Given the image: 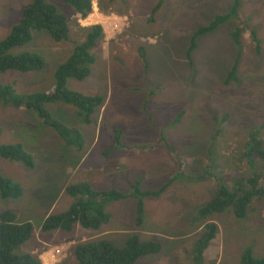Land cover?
<instances>
[{
  "label": "rangeland",
  "instance_id": "1",
  "mask_svg": "<svg viewBox=\"0 0 264 264\" xmlns=\"http://www.w3.org/2000/svg\"><path fill=\"white\" fill-rule=\"evenodd\" d=\"M91 1L92 13L84 20L71 6L51 1L67 18L69 40L56 43L45 32H32V40L14 53L41 55L44 69L9 71L0 77V83L10 82L22 94L46 92L56 66L85 40L81 28L100 24L104 29V39L91 51L96 62L90 75L83 81H67L69 90L104 98L93 123L83 125L76 110L63 103L46 106L52 120L81 132V151L64 146L33 112L0 103V144H21L34 164L27 168L0 158V177L22 190L18 198L0 196V214L10 211L18 223L29 222L34 229L17 253L42 256L45 264L53 260L52 253L55 260L64 255L55 264H77V244L107 236L120 238L112 242L118 247L122 236L136 234L142 239L154 230L160 234L156 242L161 251L135 264H193L199 232L205 224L215 223L217 235L205 252L204 264H240L248 248L264 258L263 202H254L242 220L230 211L197 219L198 208L216 193L215 180H228L230 171L240 170L248 133L257 128L264 139V0H238L237 15L195 39L188 63L184 52L194 33L229 13L234 0H161L153 16L159 0ZM30 2L0 0V41L22 19ZM222 117L225 123L215 127L213 118ZM115 129L123 130L122 142L155 144L156 151L126 152L132 157L119 169L122 150L104 156ZM162 143L166 147H160ZM180 173L186 178L171 182L162 198L146 199L147 213L139 227L135 201L126 199L108 206L110 223L98 232L79 226L70 233L40 231L46 217L67 209L72 199L63 187L77 180H89L95 189L105 185L128 191L140 179V189L158 190L172 174ZM104 174L115 179L102 181Z\"/></svg>",
  "mask_w": 264,
  "mask_h": 264
},
{
  "label": "trees",
  "instance_id": "2",
  "mask_svg": "<svg viewBox=\"0 0 264 264\" xmlns=\"http://www.w3.org/2000/svg\"><path fill=\"white\" fill-rule=\"evenodd\" d=\"M30 5L24 9L22 19L12 27L10 33L0 41V77L9 71L21 73L42 71L45 67L43 57L35 52L14 53L15 48L27 45L32 40V32H45L56 43L67 42L70 30L66 16L51 3L58 1L71 6L78 18L86 19L92 13L91 0H30ZM231 11L226 15L217 16L206 27L197 29L192 41L186 50V58L190 62L195 49V39L199 36L212 33L219 25L237 15L238 0ZM161 0L151 10L153 16L160 8ZM86 33L85 40L74 46L71 54L65 61L58 64L53 71L52 87L46 92L19 93L10 82L0 83V103L10 104L16 108H23L38 116L41 122L53 129L64 146L72 150L81 151L84 138L77 128H71L60 121L52 120L47 105L63 103L74 108L83 125H91L93 116L103 103L101 96H86L67 88L68 80L83 81L87 78L95 64L92 49L105 37L104 29L100 24L81 28ZM237 31L233 38L239 43ZM253 41L258 49V42ZM235 66L230 70L227 82L233 78ZM225 118H213L215 127L223 125ZM114 141L111 149L121 147L120 131L114 132ZM132 148V145L127 146ZM144 149L145 146H138ZM0 158L16 161L27 168L33 167L31 156L21 144H0ZM240 170L232 172L227 179H217L215 195L198 210L197 219H206L212 215L230 211L235 219L242 220L248 214L254 202L264 203V139L259 129L255 128L248 133L246 142L240 154ZM236 170V169H235ZM234 170V171H235ZM181 173L175 175L174 182ZM171 182L156 191L142 190L139 181L130 186L128 191L121 192L115 189L108 191L94 190L87 183L67 185L64 192L72 199L68 209L62 213L49 215L40 226V231L50 233L62 231L70 233L75 226L92 232H98L110 222L111 215L107 207L121 200L134 199L136 201L135 225H142L144 217V200L148 197H157L165 191ZM21 187L11 180L0 177V196L2 198H18L21 196ZM34 233L31 223H18L15 215L10 211L0 214V264H43L39 255L18 254L17 250L27 242ZM217 226L207 223L199 232L192 249L193 264H204V255L212 241L216 238ZM161 251V244L156 241H142L136 234H130L122 247L115 246L107 239H97L80 243L74 246V256L77 264H135L139 259L155 255ZM240 264H264V258L256 257L251 248L243 251Z\"/></svg>",
  "mask_w": 264,
  "mask_h": 264
},
{
  "label": "crops",
  "instance_id": "3",
  "mask_svg": "<svg viewBox=\"0 0 264 264\" xmlns=\"http://www.w3.org/2000/svg\"><path fill=\"white\" fill-rule=\"evenodd\" d=\"M92 10H93V8H92ZM187 50V49H186ZM186 50H185V52H184V55L186 54ZM140 56V55H139ZM186 58V57H185ZM186 61H187V63H188V60H187V58H186ZM104 99V98H103ZM104 101V100H103ZM105 109V108H104ZM96 112V111H95ZM104 112V111H103ZM93 121H94V118H93ZM115 131H120L121 133H120V141H121V137H123V130L122 129H115L114 131H113V133L115 132ZM114 135H115V133H114ZM113 141H114V136H113V140H112V145L108 148V149H106L105 151H104V156H107L108 154H109V152H112V151H123L125 154H126V152H130V151H137V152H139V153H145V152H147V151H156L155 149L157 148V146L155 145V144H150V143H147V144H136V143H129V144H126L125 142H122L121 141V147H119V148H116V149H111V147L113 146ZM129 145H132L133 147L132 148H129V147H127V146H129ZM138 146H145V148L144 149H139L138 148ZM160 147H162V148H164V147H166L163 143L161 144V146ZM124 154V156H123V160H124V162L121 164V165H119L120 166V168L119 169H121V168H124L123 166L125 165V163L127 162V159H130V157H132L131 155H128V154H126L125 155ZM102 170H103V168H102ZM126 172V171H125ZM102 173H103V171H102ZM161 175V172H160V174L158 175V174H153V176L154 177H157V176H160ZM175 175H179V174H172L168 179H166L165 180V184L166 183H168V182H171V180H172V178H174L175 177ZM181 176V178L179 177L178 179H176L174 182H179V181H182V180H184V177L185 176H182V175H180ZM183 177V178H182ZM87 178H88V176H87ZM102 181H105V180H107V181H109L110 180V178H112V179H115L114 178V175H112L111 176V174L109 175V174H104L103 175V177L101 176V177H99ZM186 178V177H185ZM123 178H121V180H122ZM154 180V179H153ZM120 181V180H119ZM124 181V180H123ZM136 181H140V179L139 180H136ZM136 181H134V182H136ZM155 181V180H154ZM141 182V181H140ZM75 183H87V184H89L91 187H92V183L89 181V180H84V179H80V180H77V181H75ZM74 183V184H75ZM104 186L105 185H101V187H98V188H93L94 190H97V191H108V190H111V189H115V190H118V191H121V192H125V191H122V190H119V188L118 187H109V188H104ZM66 187V186H65ZM65 187H63V191H64V188ZM116 188H118V189H116ZM160 188H162V187H160ZM159 188V189H160ZM158 189V190H159ZM167 189V188H166ZM166 189H165V191H163L162 193H160V195L159 196H157V197H148L149 199L150 198H155V199H159V198H162V196H163V194L166 192ZM62 191V192H63ZM150 191H156V190H150ZM148 198H146V199H148ZM144 200V214L146 215V213H147V210H146V208H147V200ZM149 199H148V201H149ZM133 200V199H132ZM121 201H123V200H121ZM135 201V200H134ZM120 202V201H119ZM116 203H118V202H116ZM70 204L71 203H68V207L70 206ZM204 204H205V202L203 203V205H201L199 208H198V210L202 207V206H204ZM68 207H67V209H68ZM109 207H110V205H109ZM109 207H107V211L110 213V211H109ZM134 207H135V213H136V201H135V205H134ZM66 209V210H67ZM65 210V211H66ZM64 212V211H63ZM110 223V222H109ZM108 223V224H109ZM107 224V225H108ZM107 225H105V226H107ZM153 225V224H152ZM105 226H103L102 228H104ZM76 227H78V225L77 226H75V228ZM101 228V229H102ZM152 231V232H151ZM54 232H61V231H54ZM149 233H147V234H145L144 233V235H147V236H145V237H143V236H141L142 237V241H149V240H152V241H156L158 238H159V236H160V234H157V233H154V230H150V231H148ZM156 232H158V231H156ZM52 233V232H51ZM47 234V233H46ZM130 235V234H129ZM127 236L128 235H126V237L124 236H122L121 237V240H122V242L121 243H119L118 244V247H122L123 246V244H124V241H125V239L127 238ZM103 238H105V239H107V240H112L111 242H113V240H120V238H114V239H109V237H107V236H105V237H103ZM45 246H47V245H45ZM52 250H54V249H52ZM55 253H57L56 252V250H55ZM44 254H46V253H44ZM41 257V258H40ZM39 258L41 259V261H42V263L43 264H45L44 262H43V260H42V256H40ZM64 257V255H62L60 258H58V259H56L55 260V255L52 253V259L53 260H49L50 262L48 263V264H55V262L57 261H60L62 258Z\"/></svg>",
  "mask_w": 264,
  "mask_h": 264
}]
</instances>
